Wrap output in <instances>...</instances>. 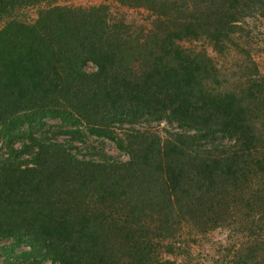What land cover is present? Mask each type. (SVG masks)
Wrapping results in <instances>:
<instances>
[{
  "label": "trees",
  "instance_id": "16d2710c",
  "mask_svg": "<svg viewBox=\"0 0 264 264\" xmlns=\"http://www.w3.org/2000/svg\"><path fill=\"white\" fill-rule=\"evenodd\" d=\"M46 1L0 0V241L40 247L50 264H174L160 257L159 237L178 219L216 225L243 215L255 240L231 264H264V79L239 92L206 88L217 70L177 44L227 40L241 18L264 16V0H116L154 14L150 45L117 30L102 7ZM31 8L35 18L18 15ZM151 45L146 67L126 59ZM145 117L232 143L200 154L194 136L116 133ZM47 119L69 142L106 138L128 160L78 158L36 129Z\"/></svg>",
  "mask_w": 264,
  "mask_h": 264
},
{
  "label": "rangeland",
  "instance_id": "374dc122",
  "mask_svg": "<svg viewBox=\"0 0 264 264\" xmlns=\"http://www.w3.org/2000/svg\"><path fill=\"white\" fill-rule=\"evenodd\" d=\"M44 4L82 9L102 7L109 23L114 24L117 30L129 31L135 39L145 40L148 45L153 43L148 32L153 28L156 17L144 8L131 7L116 0H47ZM253 12L256 13V11ZM18 15L29 20L33 19L35 18V8L20 11ZM5 21L6 19L3 18L0 20V28ZM205 36L185 38L178 41L177 44L184 53L202 55L207 58L217 70L215 78L218 80V84L215 85L208 77L206 88L209 87L208 85H214V88L219 86L218 90L220 91L239 92L252 87L254 82L262 83L258 77L264 79V16L252 13V15L241 18L234 25L232 34L227 40L214 42ZM151 46L148 53L142 48L143 50L139 53L126 54L125 57L130 62L137 60V63H134L135 66L139 64L144 68L152 59L150 52H155L153 45ZM84 68L86 71L94 69L91 64L85 65ZM262 89L263 86H260L254 88L253 91L260 92ZM44 124L36 129L44 132L45 137L50 140L70 144L72 146L70 150L80 159L91 160L95 163L106 161L120 163L128 160L126 154L106 138L86 134L82 141L69 142L70 135L65 133V129L59 128L57 121L47 119ZM117 128L119 129H116V133L119 135L123 133V130L136 129L156 132L162 139L170 134L194 136L195 140L191 148L199 150L200 154L205 152L209 154L223 153L224 147L232 143L228 136L210 131L196 132L166 119L156 120L145 117L139 122L125 124ZM261 144L264 145V141ZM15 146L19 145L16 143ZM2 154H5L3 147L0 148V157ZM183 211L189 213L191 210L183 209ZM201 218L199 220L184 216L182 219H178V225L171 227L167 236L165 233L159 237L162 239L160 240L162 245L159 254L163 260L174 264H231L232 256L236 250L243 243L251 241L252 238L255 240V236H250L249 232H246V228L249 227L246 224V219L244 220L246 216H238L240 221L235 217L232 223L230 221L226 223V219L222 216L221 223H216V225L213 221L204 225L202 222L205 219ZM261 234L262 240H264V232ZM44 254V249L33 245L29 246L23 240L19 243L13 239L0 241V264H50Z\"/></svg>",
  "mask_w": 264,
  "mask_h": 264
}]
</instances>
